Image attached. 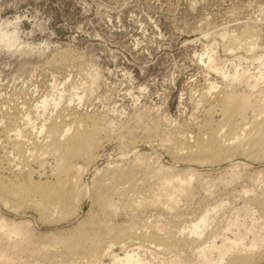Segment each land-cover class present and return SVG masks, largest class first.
I'll use <instances>...</instances> for the list:
<instances>
[{
	"label": "rangeland",
	"instance_id": "rangeland-1",
	"mask_svg": "<svg viewBox=\"0 0 264 264\" xmlns=\"http://www.w3.org/2000/svg\"><path fill=\"white\" fill-rule=\"evenodd\" d=\"M221 90L248 99L247 128L264 120V0H0V128L20 130L27 150L34 143L44 151L21 163L10 149L2 175L25 183L19 169L31 167L43 173L35 180H52L60 151L46 150L55 122L82 119L90 129V118L98 127L69 160L81 170L70 216L47 220L0 200V264H115V254H135L140 264H227L234 253L261 252L264 156L208 161L185 152L198 146V126L211 120ZM238 126L231 136L243 135ZM142 162L147 171H134L136 179L161 175L135 186L106 178L109 166L127 172ZM173 175L195 177L177 182L186 195L163 187L159 176L171 184ZM103 182L116 184L111 206L97 201ZM80 224L99 232L100 252L66 251ZM14 226L27 236L8 237ZM187 235L196 244L180 246Z\"/></svg>",
	"mask_w": 264,
	"mask_h": 264
},
{
	"label": "bare ground",
	"instance_id": "bare-ground-1",
	"mask_svg": "<svg viewBox=\"0 0 264 264\" xmlns=\"http://www.w3.org/2000/svg\"><path fill=\"white\" fill-rule=\"evenodd\" d=\"M234 40L235 39H233V41ZM212 94H214V92ZM208 96H210V94ZM213 101L216 102V104H213L207 111L209 113V116H211V120L206 121L203 124H199L198 129H197L198 133L196 134L194 138L195 140H193L194 141L193 143L195 144L198 143V146L197 147L190 146L189 149L185 151L187 152L188 156H195V157H198V159L205 158L204 160H208V161L220 160L225 157L227 158L228 155L232 153H240V155L247 154L248 157L250 156L251 158H256V159L261 156L263 157L264 156V120L256 119L253 123L251 122V125L249 126V128H247L246 124L242 121L243 112L246 111L250 106L248 99L244 95H235L233 93L229 94L221 90V91H218L213 96ZM216 110L219 113V115L223 117L222 120L218 122H215L212 119V116ZM72 121H75V123L73 122V124H67V123L65 124V121L61 120V122L59 123L55 122L52 128L50 127L51 131L49 130L50 133L48 134L51 135L50 138L52 140L51 139L50 140L52 142L51 143L47 142L50 144L48 145L50 147L48 148V146L47 147L45 146L46 147L45 149L48 148V150L46 151L52 153V155H53V152L55 155L56 154L55 152L58 153V151H60L59 157L57 156L58 158L57 159L55 158L56 162L54 164L55 165L54 170L50 174L52 176V180L42 179L40 177H39V180H35L34 179L35 173H38L39 176L41 177L43 176V173H40L39 171L37 172L35 169L29 167V165L27 164L29 168L24 169V170H22L23 168L19 169V173H22L25 179V183L18 182L15 180H9L6 177H4L1 173V170L3 168L2 162H4V160L9 162V157H10L9 153L12 150H16L20 152L21 155L20 154L19 155L21 156V159L20 160L18 159V160L21 163H24V162L26 163V161H28L29 163V159H31V157H33L31 160L36 161L37 160L36 156H38L39 154L38 152L44 153V151L42 150L43 148L41 149L40 146H38L37 144L35 145L33 143V146L29 148L30 150L29 149L27 150L25 146V142H27V140H24V139L22 140V137L24 136L22 135V132L20 130H16V131L14 130L15 131L14 134L8 135L6 133L7 130L4 131L3 129L0 128V152H1V155H0V200L1 201H4V202L5 201H9V202L15 201L23 205L24 207L33 208L37 210L39 213H41L43 218L47 220L54 218L55 213L58 215V217H65V218L67 215L69 216L71 215L70 213H72V211L74 210L73 209L74 204L76 203V201L78 200L80 196L79 192H80L81 179H79L80 177L79 171L81 170L77 166L71 165L69 163V160L71 158H76L82 154L83 149L85 148V145L87 143V140L93 137L92 136L93 133L95 134V131L98 128L95 125L97 122L95 123V121L90 118L86 119V121L89 123L93 122L91 123L92 125L90 124L91 126H93V128L90 127V129L85 128L86 127L84 126L85 121H82V119L81 120L74 119ZM239 121L241 122L239 123ZM233 125H239V126L241 125L240 129L244 130L243 135L241 134L240 136H236V137L231 136L230 134H231V129ZM11 132H8V133H11ZM176 141H180V139L179 140L176 139ZM178 146L177 148H179ZM174 147L175 146H173V144L170 145L169 150L170 151L173 150ZM186 148H188V146ZM177 150H180V149H177ZM182 152L184 154V151ZM31 160L30 162H32ZM148 164L149 163H147L146 165L148 166ZM142 165H143V162L141 164L137 163L136 165L133 166L135 168H131V171H127V172H124L123 168L121 169L118 166L117 168H113L111 170V167L108 165L109 167L107 168L106 173L109 172V174L108 176H106V173H105V176L106 178L107 177L109 178L110 182L111 181L114 182L117 179H120L121 182L122 180H125V181H128L129 184L133 186L137 180H140V181L143 180L146 182L150 178H155L154 176H157L158 178V175L159 174L161 175L158 169L157 170L153 169L154 171H151L150 173L142 172L140 177L136 179L135 177L136 174H134V171L136 170L137 172L141 170L144 171L145 168L147 167L146 166L143 169ZM173 176L175 177H174V181L171 184H167L165 178L162 176H159L160 181L161 180L163 181L162 183L163 187L172 189V191H174L175 193L174 196L186 195L188 192L182 189L177 182L179 180H181V182L185 180L188 182H192L193 179H195V177H189L186 175L185 177L184 176L181 177L179 175H173ZM116 184L109 185V182L108 184L105 182L99 184L97 189H95V192L97 193L96 195L97 201H99L101 204H104L105 206H111L112 205L111 200H112L114 191L116 190L115 189ZM151 187L152 186L148 188H151ZM146 201L147 200H145L144 202ZM148 201L150 202V200ZM8 230L10 231L8 232L9 234L7 233V231L5 233L6 235L8 234L7 235L8 237H10L9 235H12L13 233H15L16 235H21L23 236V238H25V236H27L29 232L27 228L23 229L22 226L21 227L14 226ZM94 231H98V230H94ZM117 231L118 230L116 229L114 231H111L109 228H107L106 234L113 235V233H117ZM97 235H95V232H93L90 229H86V228L84 229L82 224H80L76 229L73 230V232L70 234L68 239L65 241L66 251L70 254L72 253V255L77 256V257L86 256V254L93 255L94 252H100L101 250H98L99 249L98 247L100 246H99V241L97 239ZM134 238H135V234H132L131 232L129 233L128 237H126V239H128L127 242L133 241ZM194 238L195 237L191 235L190 236L187 235L183 239V241L177 240V243L180 246L185 245V244L195 245L196 239ZM228 241H230L233 245L236 244V242H232V240H228ZM58 242L60 243L61 241L59 240ZM122 242H123L122 240L119 241V243H122ZM168 242L161 238L158 240V244H162L163 246H167V247L170 243ZM115 257L117 261L115 262V264H122V263L140 264L135 259V254H127L125 257H121L120 255L115 254ZM214 264H218V263H214ZM227 264H264V249L261 250V252L252 251L249 253L247 252L246 253H240V252L234 253L231 256V258L228 259Z\"/></svg>",
	"mask_w": 264,
	"mask_h": 264
}]
</instances>
